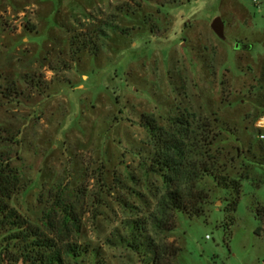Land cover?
Here are the masks:
<instances>
[{"label":"rangeland","instance_id":"374dc122","mask_svg":"<svg viewBox=\"0 0 264 264\" xmlns=\"http://www.w3.org/2000/svg\"><path fill=\"white\" fill-rule=\"evenodd\" d=\"M133 8L128 0H0V89L16 88L0 99V151L21 182L10 205L40 226L57 197L72 202L86 248L79 264H148L144 249L129 245L144 242L133 223L147 219L150 236L178 246L173 264H264V212H256L264 207L256 126L264 116V0ZM217 15L223 38L210 27ZM144 115L163 136L178 115L189 127L208 123L207 153L240 182L234 208V190L205 176L197 184L203 214L176 212L171 231L154 228L148 216L168 185L151 166Z\"/></svg>","mask_w":264,"mask_h":264},{"label":"trees","instance_id":"16d2710c","mask_svg":"<svg viewBox=\"0 0 264 264\" xmlns=\"http://www.w3.org/2000/svg\"><path fill=\"white\" fill-rule=\"evenodd\" d=\"M140 1L149 0H128V3L137 8ZM15 89L13 82L9 83L0 89V99L10 100L16 94ZM143 117L154 147L151 166L163 173L168 185L158 203V213L148 216L154 228L158 232L171 231L176 212L189 216L203 214L206 193L197 184L205 176L211 177L224 189L234 190L235 197L229 205V208H234L240 182L224 173L218 156L207 153L213 139L208 123L199 120L197 125L189 127L187 118L178 115L171 120L175 126L173 133L163 136L161 127L155 125L152 118ZM20 187V176L11 164L10 155L0 151V232L3 233L0 238V264H79L86 248L76 238L81 230V217L76 206L63 197H57L44 212L42 225H36L9 203ZM256 212L259 217L264 207L257 208ZM147 220L134 221V229L141 231L140 236L144 233L146 240L130 242V247L135 254L144 249L149 255L148 264H173L178 246L173 241L150 236L143 226ZM139 263L142 264L141 259Z\"/></svg>","mask_w":264,"mask_h":264},{"label":"water","instance_id":"95a60500","mask_svg":"<svg viewBox=\"0 0 264 264\" xmlns=\"http://www.w3.org/2000/svg\"><path fill=\"white\" fill-rule=\"evenodd\" d=\"M210 27L211 29L214 31V33L220 37L223 38L224 34H223V30H224V23L222 21V19L220 18V16H214L210 22ZM234 48H238L239 47V43L235 42L234 43ZM247 45H241V47H246Z\"/></svg>","mask_w":264,"mask_h":264},{"label":"built area","instance_id":"2783aa9c","mask_svg":"<svg viewBox=\"0 0 264 264\" xmlns=\"http://www.w3.org/2000/svg\"><path fill=\"white\" fill-rule=\"evenodd\" d=\"M256 126L260 131L259 139L264 142V116L256 123Z\"/></svg>","mask_w":264,"mask_h":264},{"label":"flooded vegetation","instance_id":"af4514ba","mask_svg":"<svg viewBox=\"0 0 264 264\" xmlns=\"http://www.w3.org/2000/svg\"><path fill=\"white\" fill-rule=\"evenodd\" d=\"M242 44L241 43H239V46H241Z\"/></svg>","mask_w":264,"mask_h":264}]
</instances>
